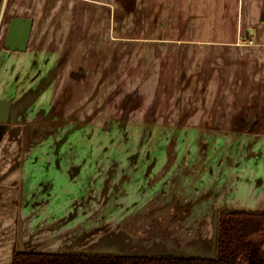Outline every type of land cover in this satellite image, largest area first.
<instances>
[{
	"label": "crops",
	"instance_id": "1",
	"mask_svg": "<svg viewBox=\"0 0 264 264\" xmlns=\"http://www.w3.org/2000/svg\"><path fill=\"white\" fill-rule=\"evenodd\" d=\"M15 17L33 21L28 48L15 54L14 62L4 38L2 63L33 57L34 67L42 63L49 69L33 73L27 78L32 83H21L26 89L15 98L0 99L11 101V120L33 107L43 117L38 121L55 124L49 134L63 129L64 142L68 125L87 128L79 136L91 145L106 143L107 127L194 132L215 141L194 137L193 149L200 142L206 151L239 144L251 156L209 157L205 151L192 158L170 151L166 157L128 160H19L23 123L14 119L18 125L0 132V264H11L17 246L44 253L115 250L137 255L129 246L124 251L116 245L106 248V218L100 217L122 191L129 194L128 184L158 198L156 206L155 200L145 204L135 226L123 234L146 240L149 247L141 255L211 256L219 210L264 212V0H3L0 26L7 24V31ZM14 72L18 84L21 72ZM33 82L39 95L26 92ZM256 101L259 107L251 108ZM241 114L251 119L241 123ZM63 117L66 121L59 123ZM27 127L25 152L31 142L43 141L40 135L31 139L40 127ZM169 138L165 134L163 140ZM219 142L224 144L214 147ZM44 164L50 176L37 175ZM61 173L81 196L67 201L70 205L57 193ZM50 185L55 193L49 199ZM106 192L103 202L90 200L91 194L105 198ZM88 212L92 215L85 216ZM146 213V223L138 224ZM133 228L140 233L133 234Z\"/></svg>",
	"mask_w": 264,
	"mask_h": 264
},
{
	"label": "rangeland",
	"instance_id": "2",
	"mask_svg": "<svg viewBox=\"0 0 264 264\" xmlns=\"http://www.w3.org/2000/svg\"><path fill=\"white\" fill-rule=\"evenodd\" d=\"M6 26L3 28V25L0 26V45L3 43L4 39V34L6 33ZM247 41L246 44L251 45L252 42ZM3 49V48H2ZM22 53V52H21ZM25 53V52H24ZM12 56V60H15V52H10ZM58 56V55H57ZM3 56L0 57V67L3 69L1 72L0 68V99H6L8 96L13 95L14 98L17 95V91H20L22 93L23 89L26 87H23L21 83L24 81L27 83H32L31 80H27L31 76H33V73L36 71L39 73L41 72L42 75L46 73L49 69V66H46L45 64L42 63H37V65L34 67V58L32 57L31 60H25V62H20V63H14L8 60L7 62L2 63ZM54 61V59H52ZM13 68V69H12ZM20 70L21 72V82L14 83L15 81L13 80L16 78L18 75H14V71ZM14 72V73H13ZM28 90L26 92L30 93H37L38 92V87L36 85L30 84L28 85ZM53 88L50 87L49 93L52 94ZM37 93V95H39ZM46 95H48L46 93ZM254 104L251 106V108H258L259 106L257 105L258 102H253ZM40 109H35V108H30L26 112V115L21 116L20 118H15L16 120L22 121V123H29L27 125L20 124V132H19V138L21 145H18V153L16 157H21L19 160L22 159V157H59V158H80V157H87V156H98V157H107V158H121V160L124 158L126 160L130 159H135L137 156L140 157H147V156H152L156 155L158 157H166L169 156V152L176 154L177 156H190L192 158H196L198 156L206 155V146L203 144L199 146V140L197 141V145L199 147L197 149L191 148L192 146L195 147V145H192L194 143V137L203 135L204 140L209 141L213 143L215 140L211 139V137L208 134H200V133H194V132H171V133H152L150 131H145L139 130L137 128L135 131L129 132L126 130L121 132L120 127H107L106 131V143H96V145H91L88 143V140L82 141V137L79 136L80 134H85L86 131H88L87 128L82 129V126H77V125H68L66 126V131H70L69 137L64 142V137H63V129L57 130L53 134H49L50 131L54 130L55 131V124L52 125L50 123H47L43 120L38 121V119H43L41 112L39 111ZM45 112L48 111L47 109H44ZM14 115V114H13ZM45 118V117H44ZM14 119L10 120L6 124L0 123V132L3 130L7 129L8 126L14 125V124H19V123H14ZM48 119V118H47ZM46 119V120H47ZM251 119V117L244 116L243 114L240 115L239 120L241 123H244L245 121ZM34 121V122H30ZM59 121V120H57ZM56 121V122H57ZM66 118H60L59 123L65 122ZM55 122V123H56ZM247 123V122H246ZM57 124V123H56ZM58 125V124H57ZM27 126H38L41 129H39L41 134L39 133L36 137L34 135L32 136L31 139H38L41 136V139H43L42 143L39 144L40 142H31L29 145L28 151L25 152V139L29 135H27L28 132V127ZM62 128V127H61ZM65 128V127H64ZM27 131V132H26ZM44 133V134H43ZM165 134H170L169 139L163 140V137ZM40 135V136H39ZM52 135V136H49ZM66 135L68 136V132H66ZM1 136V133H0ZM99 137L102 138L101 133L98 135ZM93 139L92 137H90ZM95 138H97V135H95ZM28 141V140H27ZM158 141V143H157ZM225 141V140H221ZM174 142V145H171ZM217 145L214 147L222 146L224 143H216ZM239 145V144H237ZM237 145H233L231 148L229 147H224L222 149H211L206 152H208L209 157H223V156H233L234 158H246L248 156H251V153L246 152L248 149L246 148H240ZM175 147V150H172V147ZM171 147V148H170ZM213 146L211 145V148ZM93 148V150H92ZM33 149V150H32ZM204 152H201V151ZM263 151V150H261ZM227 153H232L227 154ZM252 155H258L257 153H252ZM261 155H264L262 153ZM117 160V159H116ZM22 162V161H21ZM66 161H64L65 163ZM119 162V161H116ZM246 162V160H244ZM161 164V163H159ZM110 167V166H109ZM53 169L54 167L51 166ZM93 168V167H89ZM49 166L47 167L46 164H44V167L41 169V167H38L39 173L37 175H43V176H50L48 172ZM51 171V170H50ZM28 172V171H27ZM53 172L52 175L54 176L55 171ZM66 174L61 173V178L65 177ZM58 192L60 199L65 200V205H70L69 202L70 199L73 198H80L81 196L77 194V190L69 189V182L65 178H62L58 182ZM51 186V188H50ZM48 187V198L50 199L51 195L55 193V188L53 185H50ZM69 189V190H68ZM127 191L129 192L126 193L125 191H122V193H125L124 195H119V198L117 202H112L108 203L105 206V213L100 214V217L105 216L106 218V240H105V246L106 248H110L113 246H118L121 251H124L123 248H126L129 246L131 249L132 253H137V255H141L140 252H147V248L149 247L148 243L143 237L140 238H135V237H130L126 236L124 238L123 234L126 232H130L131 229H129V226H135V220L137 216H140L141 213L148 201L151 200V203L154 201L153 205L156 204L158 198L151 193H147L145 190L142 189H131L130 185L128 184L126 186ZM159 189L155 188L153 191H157ZM86 197V195H84ZM95 196V197H94ZM91 194L90 200L94 198V200L98 201L100 199L101 202L104 201L107 197V192L105 194L100 193V195H94ZM18 199V205H20L22 198H20V195L16 197ZM118 203V205H115ZM156 206V205H155ZM141 208L139 212H137V208ZM63 210L65 211L66 208L62 207ZM117 208H121V210H117ZM117 211V212H116ZM136 211V212H135ZM135 212V213H133ZM192 214H197V216H200L198 212H191ZM61 214H68V211L66 213H61ZM85 216L92 215L91 212H88L87 214H84ZM148 213L145 214L143 219H138V224L143 223V225L146 223V216ZM143 216V214H142ZM133 218V220H132ZM131 219V220H130ZM145 219V220H144ZM144 220V221H143ZM121 227V228H119ZM140 233V228H133V234ZM143 231V229H142ZM121 233V239L116 238L115 236H119L118 234ZM115 235V236H114ZM258 237V236H257ZM116 240V241H115ZM258 240V238H256ZM17 249L19 250L18 246ZM208 257V256H204ZM264 258V238L259 239L256 242V247L254 250V255L245 261L244 264H254L257 261L261 260Z\"/></svg>",
	"mask_w": 264,
	"mask_h": 264
},
{
	"label": "trees",
	"instance_id": "3",
	"mask_svg": "<svg viewBox=\"0 0 264 264\" xmlns=\"http://www.w3.org/2000/svg\"><path fill=\"white\" fill-rule=\"evenodd\" d=\"M2 4L3 0H0V13ZM256 238H264L263 211L223 209L217 212L214 257L44 253L15 249L11 264H244L254 255ZM254 264H264V258Z\"/></svg>",
	"mask_w": 264,
	"mask_h": 264
},
{
	"label": "water",
	"instance_id": "4",
	"mask_svg": "<svg viewBox=\"0 0 264 264\" xmlns=\"http://www.w3.org/2000/svg\"><path fill=\"white\" fill-rule=\"evenodd\" d=\"M32 26H33V21L29 18H20V17L12 18L9 22L4 39L5 50L16 53L25 52L28 48ZM10 120H11V101L0 100V123L6 124ZM94 253L111 254V255L120 254L115 250H104L101 252H94ZM185 256L189 257L195 255H185ZM214 256H215V252L213 255L208 257H214Z\"/></svg>",
	"mask_w": 264,
	"mask_h": 264
},
{
	"label": "flooded vegetation",
	"instance_id": "5",
	"mask_svg": "<svg viewBox=\"0 0 264 264\" xmlns=\"http://www.w3.org/2000/svg\"><path fill=\"white\" fill-rule=\"evenodd\" d=\"M5 35H6V33L4 34V38H5Z\"/></svg>",
	"mask_w": 264,
	"mask_h": 264
},
{
	"label": "built area",
	"instance_id": "6",
	"mask_svg": "<svg viewBox=\"0 0 264 264\" xmlns=\"http://www.w3.org/2000/svg\"><path fill=\"white\" fill-rule=\"evenodd\" d=\"M251 43V42H250Z\"/></svg>",
	"mask_w": 264,
	"mask_h": 264
}]
</instances>
